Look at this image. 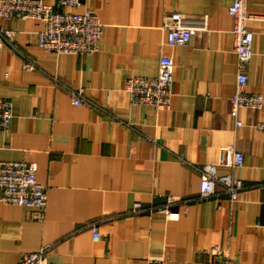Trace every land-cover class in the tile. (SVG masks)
Wrapping results in <instances>:
<instances>
[{"label":"crops","instance_id":"1","mask_svg":"<svg viewBox=\"0 0 264 264\" xmlns=\"http://www.w3.org/2000/svg\"><path fill=\"white\" fill-rule=\"evenodd\" d=\"M233 0H83L102 25L99 50L55 54L41 49L39 20L0 18L14 49L0 51V98L12 118L0 131V160L35 165L46 189L41 220L33 210L0 201V264L48 247L46 264H264V107L240 109L236 126ZM55 11L68 9L42 0ZM253 33L246 91L264 96V0H246ZM205 19L185 46L165 44L164 18ZM35 70L21 67V56ZM162 56L174 62L169 109L131 102L127 75L156 76ZM82 87L85 100L72 103ZM242 153L236 169L220 166L222 150ZM216 165L243 184L236 201L218 191L199 198L192 165ZM218 189V188H217ZM167 196L181 202L156 210ZM135 202L146 210L125 214ZM98 221V239L90 222Z\"/></svg>","mask_w":264,"mask_h":264},{"label":"built area","instance_id":"2","mask_svg":"<svg viewBox=\"0 0 264 264\" xmlns=\"http://www.w3.org/2000/svg\"><path fill=\"white\" fill-rule=\"evenodd\" d=\"M83 0H57V5L67 8L65 12L55 11L51 5L42 0H0V18L31 19L43 23V28L36 33L37 45L55 54H86L99 50L102 25L97 15L91 10L74 12L72 9L82 4ZM228 12L233 20L231 33L234 37L235 90L230 97L231 116L236 126L242 122L237 118L240 109L259 110L264 107V96L260 93L246 91L247 68L252 57L253 33L247 28L249 15L246 10V0H233ZM162 28L166 30L165 44L169 47L185 46L196 34L205 31V19L184 18L179 13H171L164 18ZM264 35V32H263ZM13 32L0 28V51L4 44L12 45ZM21 67L24 70H35L36 65L23 54ZM174 62L171 57L162 56L156 76L127 75L123 88L132 103L147 105L156 110L169 109L172 96ZM72 103L80 105L84 100L83 89L79 87L72 91ZM12 118L11 102L0 98V131H6ZM264 130V122L256 124ZM244 163L242 153L231 146L222 150L220 166L231 170L241 167ZM201 175L199 198L213 197L218 191L228 195L230 201H236L243 189L242 181L232 172L217 175L214 164L202 166L192 165ZM218 188V189H217ZM0 201L19 205L33 210L34 219L41 220L46 207V189L36 179L35 165L24 161L0 160ZM181 202L176 196H167L164 204L156 207L162 213H168L173 205ZM146 210L141 203L135 202L125 214H137ZM98 221L85 225L91 229L93 238L98 239ZM48 247H42L36 252L24 253L18 264H46L44 257ZM131 264H168L164 258L134 261Z\"/></svg>","mask_w":264,"mask_h":264}]
</instances>
